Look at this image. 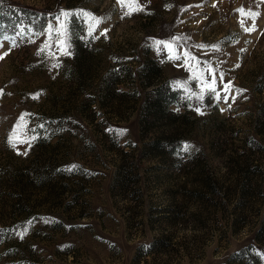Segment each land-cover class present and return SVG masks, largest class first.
I'll use <instances>...</instances> for the list:
<instances>
[{
  "label": "rangeland",
  "instance_id": "obj_1",
  "mask_svg": "<svg viewBox=\"0 0 264 264\" xmlns=\"http://www.w3.org/2000/svg\"><path fill=\"white\" fill-rule=\"evenodd\" d=\"M136 3L128 14L120 0H0V264H264V0ZM24 4L50 10L43 29ZM201 74L219 100L188 99ZM161 85L174 100L154 115ZM13 130L29 143L13 147ZM203 172L227 197L187 192Z\"/></svg>",
  "mask_w": 264,
  "mask_h": 264
},
{
  "label": "trees",
  "instance_id": "obj_2",
  "mask_svg": "<svg viewBox=\"0 0 264 264\" xmlns=\"http://www.w3.org/2000/svg\"><path fill=\"white\" fill-rule=\"evenodd\" d=\"M22 8V11L24 12V15L28 17V20L32 23L33 27L37 30L43 29L46 26L47 23V18L50 16L51 12L48 8H40L37 6L33 5H20ZM152 62L155 64V62L152 60ZM157 66V65H155ZM151 64L149 62L144 63V68H150ZM156 90H159L161 93H159L158 97L155 99L154 102V108H153V113L154 115H158L160 113L166 112L167 108L166 105L174 100V95L171 92H168L165 90V88L161 85L158 86ZM161 98H164V102H161ZM147 106L149 105L148 103L146 104ZM264 105V104H263ZM168 111V110H167ZM262 112L264 113V106L262 107ZM171 113H174V111H171ZM152 148H163L165 143H160L159 140H154L152 143ZM235 161H241L239 163L236 162L233 166V171L236 175L235 181H239L236 183L239 185L240 190H238V193L240 195H243L245 193V189L248 185L247 181V176L249 174V165L246 164L248 161L247 158V153H242L240 151L236 152V155L233 156ZM243 161V162H242ZM204 173V172H203ZM204 180L201 182V184H193V186H189L188 188L186 187L187 192L197 194L203 196V194H212L214 193L216 195L224 194L223 198L225 196L227 197V194L230 191H226L224 188V185L220 182V179L218 177L212 178L210 174L204 173ZM239 178V179H237ZM185 186V185H184ZM228 186V185H227ZM225 186V187H227ZM223 189H225L223 191ZM236 193V192H235ZM239 201L237 200V203ZM217 203V202H216ZM174 207H176L178 204L175 202ZM173 209H168L166 210L169 212L164 216V218L169 219L170 223H176V217L178 216V211L176 208ZM196 218H199V214L196 212L192 213ZM262 229V225L258 228L256 236L259 235V231ZM171 238V233L170 232H165L159 235H155L153 239L151 240L148 248L152 249L153 251H156L154 249H158L162 244H164L167 240ZM240 251H236L233 253V255H236Z\"/></svg>",
  "mask_w": 264,
  "mask_h": 264
},
{
  "label": "snow or ice",
  "instance_id": "obj_3",
  "mask_svg": "<svg viewBox=\"0 0 264 264\" xmlns=\"http://www.w3.org/2000/svg\"><path fill=\"white\" fill-rule=\"evenodd\" d=\"M120 3L122 5L128 7V9H129L128 14H131L132 11L139 10V5L136 3V0H131V2H128V3H126V0H120ZM69 15L70 14L67 13V12L61 13V16H63V17H67ZM84 15L88 16L89 14L84 13ZM248 15L250 17L254 18L256 14L248 13ZM90 18L92 19L93 22L89 25V36L92 35L93 31L95 30V27L101 22L100 20H98V19H96L94 17H90ZM57 20H60V17H57ZM252 30H254V27L245 29V31H252ZM24 31H25L24 29H21L20 30L21 34H23ZM49 31L50 32L52 31V26L51 25L49 26ZM55 31H56V35H57V38H58V44H59L60 48L63 50V49L66 48V45H65L64 40L61 39V37L65 36L67 34L66 23L61 22L60 25H59V28H57ZM6 39H8V38L7 37L0 38V46H2L4 44ZM157 43L163 44L165 42L164 41H157ZM12 45L15 46V41L14 40L12 41ZM165 46L169 49L170 52L172 51L173 45L171 43H167V44H165ZM45 47H47V45ZM64 54L67 55L68 53L65 51ZM6 55H8L7 52H5L3 56H0V60L4 59V57ZM181 58L182 57L179 56V55L173 57V59H181ZM183 58H185V59H193L191 57V54L189 52H187V51L184 52ZM207 71L209 73H212L213 70L211 68H208ZM202 72H203V70H202ZM194 79H196L200 83L201 89H200L198 94L197 93H191V92L188 93V99L190 101L193 99V97H195V100L197 102L203 101L205 92H208L210 94L215 95V98L217 100H219L221 98L220 97V93L217 91L216 79H215L214 75H213V78H212L211 82H209L208 80L204 79L203 78V74H201L198 77L194 76ZM221 79H223V77H221ZM177 86L181 87V88H184V90L186 92L188 91L187 87L181 82H177ZM224 94H225V96H227V94H228V86L227 85L224 86ZM196 111L198 113H200L201 112V107H197ZM23 119H24V117H21V120H23ZM20 127H21L20 125H17V129H19ZM9 143L13 147H15L17 144H20V143L27 144V143H29V141L20 139L18 137L17 130H13V132L11 133L10 138H9ZM190 147H191L190 145L184 144L182 149H181V151L186 153V152L189 151ZM262 258H264V257H262Z\"/></svg>",
  "mask_w": 264,
  "mask_h": 264
}]
</instances>
